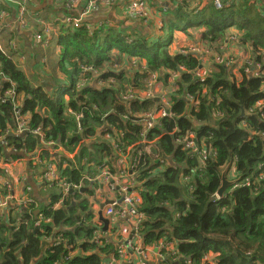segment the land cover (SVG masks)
Instances as JSON below:
<instances>
[{"label": "trees", "instance_id": "1", "mask_svg": "<svg viewBox=\"0 0 264 264\" xmlns=\"http://www.w3.org/2000/svg\"><path fill=\"white\" fill-rule=\"evenodd\" d=\"M223 1V9L212 4L196 13L184 3L175 6L167 12L154 42L124 32L115 36L106 26L92 31L81 23L76 29L63 26L57 40L63 54L59 70L71 80L65 104L63 99L57 101L62 82L49 92L27 87L24 75L0 53V73L11 78L9 82L0 80V134L16 127L14 101L19 99V112L29 116V128L39 127L45 139L59 142L65 149L79 148L74 158L78 164L84 160L97 163L105 157L102 163L112 175L116 170L111 159L117 149L125 155L126 147L135 145L128 172L137 184L132 190L140 198L137 210L143 221L133 240L139 238L144 247L161 245L158 264H264V180L258 179L259 173H264V120L258 113L241 114L257 101L264 102V11L259 12L249 0ZM187 28H203L202 38L208 45L237 36L235 43L247 56L242 62L234 56L230 68L212 64L205 78H196L192 71L199 60L183 49L172 53L167 44L175 31L186 34ZM229 28L233 33H226ZM116 53L139 57L128 60L132 78L126 70H105L98 77L106 81L104 87L86 84L78 90L83 78L90 81L91 71L112 62ZM245 64L248 72L243 71ZM150 73L164 86L172 73L178 74L176 90L166 96L169 107L151 100L126 104L122 93L141 88L140 81ZM14 82L18 85L16 96L21 95L3 100V93ZM160 109L169 110L172 116L157 118L147 129L142 114ZM260 111L264 112V106ZM77 115H81L78 121ZM103 129L110 139L97 140L104 137L100 134ZM191 132L197 147L210 149L214 155L202 160L183 149L179 141ZM6 135L7 143L16 149L25 148L28 153L37 149L31 134ZM115 137L116 149L111 144ZM49 157L43 150L42 158L49 161ZM227 167L225 179L237 184L217 200L214 195ZM58 168L60 177L71 185L88 184L72 161L61 157ZM247 181L248 186L244 185ZM47 192L51 203L59 200L54 188ZM80 197L66 199L64 208L58 210L43 208V202L33 197L29 206L13 213L11 209L7 217L0 218V264H103L109 258L118 260L112 238L96 242L94 229L84 228L94 215ZM72 202H76L74 206ZM40 216L49 222L39 221ZM55 240L58 243L52 245ZM208 255L213 257L206 258Z\"/></svg>", "mask_w": 264, "mask_h": 264}, {"label": "crops", "instance_id": "2", "mask_svg": "<svg viewBox=\"0 0 264 264\" xmlns=\"http://www.w3.org/2000/svg\"><path fill=\"white\" fill-rule=\"evenodd\" d=\"M87 1L88 0H81L80 8L68 12L64 9L62 3H57L55 0H31L30 3H26L25 5L26 10L23 15L25 25H21V16L15 5L5 3L3 7L0 8V49L4 51H0V53L12 62L17 71L24 75L26 80L24 83L27 87H32L33 89L41 88L43 91L49 92L55 88L59 81L62 83L71 81L68 76H64L59 70L63 54L62 47L57 44V40L59 35L63 33V26L66 27V29L71 28L66 23V19L68 17L77 18ZM129 1L130 0H112L111 4L108 5L97 3L96 8L89 11L86 17L82 19L81 24L91 31L97 27L106 26L116 34L115 36L120 32H124L129 35L141 36L154 42V39L157 38L156 32L162 29L164 20L168 18L167 12L172 11L175 6H181L184 3L187 5V9L196 13L213 4V0H145L148 10L147 16L141 18V16L128 13L126 4ZM222 2L224 3L223 0ZM249 2L253 3L259 12L264 10V0H249ZM233 30V28H230L226 33H233ZM200 31H204V29L192 28L189 29L186 34L178 31V33L174 34L172 43L168 48L172 53L178 51V49L189 48L192 43L200 39ZM46 32H48V35ZM37 34H40L41 37L44 38V42H39L36 39ZM202 46L203 45H201V47ZM129 59L130 57L128 55H118V53H116V58L112 62L105 63L103 67L91 71L93 78H90V81L83 78V82L77 85V87H79L78 90L82 89L86 84H89L95 89L104 87L106 81L99 80L98 77L100 78V75L105 70L111 69L113 72L126 70L131 72L129 77L132 78L133 72L131 68L127 67ZM6 77L4 74L0 73V80L9 82L11 78H8V76ZM10 85L13 89L11 91L17 94L18 85L15 82L10 83ZM157 87L159 90L165 88L160 81ZM99 137L100 136L96 139L98 140ZM101 139L106 138L103 137ZM7 154L8 163L10 165L18 163L22 166L21 171L19 170L18 172L21 178L19 189H17V187H15V189L17 191H23L24 185L28 186L27 188L30 189L32 196L39 203H42L46 196V190L40 184L41 182H39L41 171L35 169L31 164H28L26 159L22 156L15 155V157L11 153ZM77 154L78 148H76L71 155L65 154L66 156H64V158L72 161L75 168H81V173L85 172V175L92 177V180L87 184V191L82 193L83 195L81 196L83 200L88 201L89 209H92V211L94 210L93 212L95 213L98 206L105 201H117V199L120 198V192H122V190H114V186L118 188L119 186H129L127 178H124L122 181L115 172L111 177L114 180H120L118 183H115L117 185H114L111 181L105 182L101 179V176L102 173L109 168L104 162L102 163L106 158L104 157L97 163L84 160L78 164L74 159ZM124 164L126 169L128 161H124L123 165ZM111 165L114 167V163ZM110 184L113 185L110 186ZM16 185L17 183L15 186ZM136 186L137 185L134 184L132 188ZM79 201H81V199H79ZM111 217L109 224L110 231L103 237L112 238L114 241L118 239L128 240L129 236H131L132 229L130 225L132 223H130L127 218H120L114 215ZM134 242L138 248L142 247L141 249H144L143 253L146 255L145 259L149 263L158 264L159 259L162 257L160 253H158L161 249V245L158 247L144 248L139 238ZM137 255L138 254H134L131 256V259H133L135 263H138ZM211 256L213 257V255H208L207 258ZM122 259H120L121 261H116V264H121ZM109 263H111V259L103 264Z\"/></svg>", "mask_w": 264, "mask_h": 264}, {"label": "built area", "instance_id": "3", "mask_svg": "<svg viewBox=\"0 0 264 264\" xmlns=\"http://www.w3.org/2000/svg\"><path fill=\"white\" fill-rule=\"evenodd\" d=\"M57 3H62L64 5V9L67 10L68 12H72L73 10H76L78 8H80L81 6V0H55ZM31 0H23V1H17V0H0V8L3 7V5L5 3H11L13 5L16 6V9L19 10L21 19H20V23L21 25H25V21H24V13H25V5L26 3H30ZM112 0H88L87 3L85 4V6L81 9L79 16L76 17H68L66 19V23L68 25H70V27H72V29H76L80 26V23L82 21L83 18L86 17V15L89 13V11H91L92 9L96 8L97 3H102L103 5H108L111 4ZM213 5L215 6L216 9H222L224 7L223 3L220 0H213ZM126 10L128 11V13L131 14H135L138 16H141V18H145L147 16V5L145 0H130L129 2H127L126 4ZM2 14V13H1ZM46 34L48 35V32H46ZM36 39L39 42H44V38L41 37L40 34L36 35ZM207 46L208 45H204L200 48L197 47H190L189 50H193L195 51L197 54H199V56L197 57L199 60V64L201 65L200 68L197 67L196 70L192 71V74L199 79H203L205 78L208 74H209V70L212 67L211 63H206L205 65L201 64V60L202 58H206L208 57V50H207ZM195 48V49H194ZM15 49V48H14ZM190 51H186V53H188ZM229 61L234 62V59L231 58L229 59ZM155 73H150L146 79L144 80H148L147 86V95L149 96L151 93L153 92H157L160 91V96L161 97H165L168 94L173 93L176 90L175 87V83L178 80V74L176 73H172L171 76L168 79V85L165 86L164 89H158L157 85H158V80H157V75L154 78ZM177 79V80H176ZM114 84V82H112ZM115 86V84H114ZM142 88H134V89H128L126 90L124 93H122V100L126 103L129 104L132 101H136V100H140V98L138 97L140 92H141ZM5 96H9L11 97V99H14V93L12 91H5L4 92ZM186 98L192 103V107H195V104H193L192 102V98L187 95ZM143 101V100H142ZM16 103V100L14 101ZM167 107H169L168 105H165ZM264 106V102L263 101H257L255 103V105L251 106L249 108V110L243 111V115H245L246 113H248V115H252L255 113H258L260 119L264 120V112L260 111ZM191 107V108H192ZM69 112H71L70 109H68ZM17 115V120H18V125L16 126L15 129H13V133L15 134H20L23 133V131H26L27 128H25V125L27 123L26 119H23V117L18 115V112L16 113ZM144 116V122L146 123V128H150L156 121L157 118H164V117H170L172 116L171 112H169V110L166 109H160L157 111H153V112H145L144 114H142ZM81 118V115H77L76 116V121H78ZM241 124L243 126H245L244 122H241ZM77 129L80 130V126L79 124H77ZM33 134H35L37 136V138L39 139V142L44 145L45 147L48 148H54L56 147L57 149H62V147L60 145H58L57 143H55L54 141H49L47 139H45L41 129L39 127L35 128L34 130L31 131ZM107 130L103 129L101 131L102 134L106 133ZM104 137L106 139H110L109 136L107 134H104ZM195 135L193 132L189 133L187 135V137H185L184 139H182L181 141H179V143H181L183 145V149H187L189 150L190 153L192 154H197L202 160L206 159L208 155H214V152L212 150H206L203 147L202 148H198L195 141H194ZM116 148V147H115ZM23 152L27 155H23L26 159V161L28 163H30L32 166H34L35 169H40L42 170V185L44 184L46 188L50 189V188H54L56 192V194L59 196V200L56 201L55 203H51V199L50 197L48 198L46 196L47 202H46V208L48 207V209H52V210H58L63 208L64 206V201L68 198L69 196V189L71 188L74 192H79L80 188H82V184L79 185H71L69 183H67L66 181H64L61 177H60V172H59V168H58V159L60 158V155H50L49 157V161L46 160L45 158H42V153L41 151H34L33 153H27V151L23 150ZM116 155H123L122 153L118 152L117 149V154ZM57 156L58 158L56 159L55 157ZM123 156H119L116 164L119 168V172H118V177L121 178V180L123 181L124 178H127L128 180V185L131 186L133 184L134 178L133 175H129L127 174L126 170L124 169L123 166ZM10 165V164H9ZM11 166H15L16 168H20V164L16 163L14 165ZM259 169H262V167H259ZM17 170H13L11 168H5V183L3 185V182L0 179V186H4V188L6 187L8 192L5 193V191H2L0 189V218H5L7 217V214H9L10 210L12 209V212H15L21 208H25L27 206H29L30 204L33 203V200L31 197L28 196V194L30 193V189L29 188H25L23 191H17L15 189V187H17V189H19V183L21 182V178L18 175ZM120 174V176H119ZM101 179H103L105 182H109L111 181V175L109 174V172L107 170H105L102 173ZM113 179V178H112ZM258 179L264 180V173L260 174L258 176ZM84 180L90 182L92 180V177H88L87 175L84 177ZM120 180H114L111 181L114 185H117L115 183H118ZM17 183V185L15 186V184ZM231 183L232 186L237 184V181H232ZM113 184H110V186H112ZM250 181L244 182V185H249ZM119 186V185H118ZM129 186H119L115 187L114 186V190L120 191L122 190V192H120V198L117 199V201H112V204L107 205L104 208V215L107 216H116V217H120V218H127L130 223H132L131 229L134 230V232L138 229V227L140 226V224L143 221V216L141 213L138 212L137 208L140 202V198L138 197V195L136 194L135 191H130L128 189ZM239 186V184H238ZM113 188V187H111ZM3 193V194H2ZM215 197L217 198V195L215 194ZM43 220L44 222H49L48 219H44L42 216L39 217V221ZM39 221L35 224L36 226L39 224ZM94 221H97V219H95ZM96 223V222H95ZM98 238H95V241H97ZM49 241V240H48ZM52 242V241H50ZM58 242L55 240V242L52 243V245L57 244ZM168 247L170 248L171 245H168ZM128 251H134L136 254L141 255L142 259H145L146 255H143V253L139 252V248L137 247L135 242H125L124 244H122L120 246V250L119 253L121 255H123L125 252ZM112 264V263H109ZM186 264H190L189 262H187Z\"/></svg>", "mask_w": 264, "mask_h": 264}, {"label": "rangeland", "instance_id": "4", "mask_svg": "<svg viewBox=\"0 0 264 264\" xmlns=\"http://www.w3.org/2000/svg\"><path fill=\"white\" fill-rule=\"evenodd\" d=\"M235 39H238V37L232 36V37H229L228 40H224L223 38H219L218 41H214L213 43L208 45L207 46L208 57L202 58L201 64L205 65L206 63H211V64L221 65V66L226 67V68H230L234 65V62H232V61L230 62L229 59L233 58L234 56H237L239 59V62H242L243 58L245 56H247V54L245 52L244 53L242 52V48L235 43ZM211 45L213 47H216V49L211 48ZM190 51H191L190 53L194 52L192 49ZM233 69H238V68L234 67ZM243 71L248 72V65L247 64H245L243 66ZM155 77H156V74L154 75V78ZM140 83H141V88H142L141 92L138 96L140 98V100H151L153 102H161L162 106L163 105H168V106L170 105L169 99L167 97L165 98V97L160 96V91L153 92L149 96L147 95L148 80H141ZM6 134L18 135V134L13 133V130L10 127H9L8 133L4 132V134H0V147L2 150V153H0V179L3 182V185L5 183V177H4L5 176V168L9 167L13 170H17V171L20 170L21 171L22 166H20V168H16L15 166H11L8 163V158L4 159V158H2V156L4 154L10 153V152H14L16 155H21V154L27 155L23 152V149H16L15 146L7 143L6 136H8V135H6ZM133 146H135V145L132 144V145H129L126 147L125 157H126L127 161L129 159L130 151L134 150V148H135ZM45 148L48 149L47 152L50 155H58V153H59V155L61 154V156H63V157L68 155V154L71 155L73 153V151H75V149L72 150L71 148H69V149H65V148L57 149L56 147H54V148L45 147ZM55 158L57 159L58 157L56 156ZM39 182L42 183L41 175L39 176ZM0 189L2 191H5V193L8 192L7 188L6 187L4 188V186H0ZM85 201H87V200H85ZM86 226H88V222H87ZM123 240H126V239H123ZM121 264H131V263L129 262V259L127 257H125L122 260Z\"/></svg>", "mask_w": 264, "mask_h": 264}, {"label": "clouds", "instance_id": "5", "mask_svg": "<svg viewBox=\"0 0 264 264\" xmlns=\"http://www.w3.org/2000/svg\"><path fill=\"white\" fill-rule=\"evenodd\" d=\"M222 2V1H221ZM223 3V2H222ZM227 4H228V2H227ZM223 5H225V3H223ZM215 7V6H214ZM224 8V7H223ZM222 8V9H223ZM216 9V8H215ZM218 10V9H217ZM220 10V9H219ZM264 11V10H263ZM68 26H70V25H68ZM71 29H72V27H71ZM74 29V28H73ZM189 29H192V28H187V31H189ZM197 29H199V28H197ZM230 29V28H229ZM180 32V31H179ZM201 32V31H200ZM175 33H178V31H175L174 33H173V36H174V34ZM155 40V39H154ZM171 43H172V39H171V42H168L167 44H169V45H171ZM201 45H208V43L202 38V33H201V37H200V39L199 40H197V41H195L194 43H192L191 44V48L192 47H197V48H200L201 47ZM13 47V46H12ZM189 47V48H190ZM189 48H183V50H185V51H190L189 50ZM13 49H14V47H13ZM195 49V48H194ZM15 50V49H14ZM0 51H2V52H4L2 49H0ZM191 52V51H190ZM190 52H188V53H190ZM192 53H196L195 51L194 52H192ZM191 53V54H192ZM197 54V53H196ZM121 55H128L129 57H130V59L129 60H131V61H137V59H139V57L138 56H135L134 54H121ZM197 58V57H196ZM198 59V58H197ZM90 70V68H85V71H89ZM146 79V78H145ZM68 81H65L63 84H62V90L60 91V93H59V97L57 98V101H60L61 99H63V101H64V104L65 103H67V101H68V99H69V97H68V95H67V93H68V91H66L65 92V90H69L70 89V87H71V81L70 82H68ZM83 82V81H82ZM114 84H116V83H114ZM9 91H11V90H13L12 88L11 89H8ZM7 91V90H6ZM13 93H14V98L15 97H18V96H16V93L14 92V91H12ZM63 92H65L62 96H61V94L63 93ZM6 98H10L11 99V97H7V96H5L4 95V93H3V100L4 99H6ZM2 100V101H3ZM139 101V100H138ZM142 101V100H141ZM15 105V107H14V109H15V125L17 126L18 125V120H17V115H16V113L18 112V115L19 116H21V117H23V119H25V115H21L20 114V112H19V109H20V107H19V99H16V104H14ZM26 119H27V123H26V125H25V128H27V130L26 131H23V133H20V134H18V135H14V136H27V134H31L32 135V137H34L36 140H37V149H36V151H41V153H42V151L43 150H45V151H48V149H46L45 148V146L44 145H42L40 142H39V139L37 138V136L35 135V134H33L31 131L32 130H34V129H30L29 128V126H28V121H29V116L28 117H26ZM16 128V127H15ZM14 128V129H15ZM13 130V129H12ZM9 132V130H7V133ZM100 134H102V133H100ZM11 135V134H10ZM101 138H103V137H99V139L100 140H102ZM117 141H118V139L115 137V139H114V141L113 142H111V144L115 147L116 146V144L115 143H117ZM57 144L58 145H60L61 147H62V149L65 147L63 144H61V143H59V142H57ZM38 145H41V147H39ZM116 149V148H115ZM23 150H25V151H27L25 148H23ZM11 154H13L14 156L16 155L14 152H10ZM28 153V152H27ZM7 155L8 154H4L3 156H2V158H4V159H7ZM58 155H59V153H58ZM20 156H22L24 159H25V157L21 154ZM119 156H123L124 157V159H123V162L124 161H127V159H126V157H125V155H116V154H114V156H113V158L111 159V162L112 163H114V169L116 170V174H118V172H119V168H118V166H117V164H116V162H117V160H118V158H119ZM61 157H63V156H61V154H60V158ZM20 158V157H19ZM128 161H129V159H128ZM111 163V164H112ZM129 163V162H128ZM28 164H30V163H28ZM124 166V169H125V164L123 165ZM129 164H128V166H127V168L125 169L126 170V172H127V174H129V175H132L130 172H128V170H129ZM75 168V167H74ZM76 170H78V171H81V168H75ZM39 171H41V175H42V170H40L39 169ZM108 172H109V170H107ZM110 174V173H109ZM82 175H83V178L86 176L85 175V172H82ZM111 175V174H110ZM134 178V177H133ZM111 181H113V179H112V177H111V179H110ZM68 183V182H67ZM87 183H89L88 181H87ZM231 183V182H230ZM70 184V183H69ZM134 184H136V183H134V181H133V184L132 185H134ZM233 184V183H232ZM232 184L230 185V186H228L227 188H226V190L227 189H229V188H231L232 187ZM42 185V184H41ZM132 185L131 186H129L128 187V189L130 190V191H133L132 189ZM137 185V184H136ZM28 186H25L24 185V189L25 188H27ZM42 187L43 188H45V190H46V196L49 198V195H48V192H47V190H48V188H46L45 187V185L43 184L42 185ZM83 188H86V189H88L87 188V185L86 186H84L83 184H82V188H80V189H83ZM23 189V190H24ZM226 190L224 191V194H225V192H226ZM87 191V190H86ZM77 194H79V195H83L82 193H80V192H76ZM30 194H31V191H30ZM77 194H72V196H74V195H77ZM216 194V193H215ZM57 195V194H56ZM46 196L44 197V201H43V208H46V202H47V199H46ZM58 196V195H57ZM70 194H69V196H68V198L67 199H70V197H72ZM215 196V195H214ZM32 197V196H31ZM59 197V196H58ZM33 198V197H32ZM80 199L81 200H83V198H81L80 197ZM215 199H217V200H220L221 198H219V197H215ZM64 208V207H63ZM62 209V208H61ZM89 211L94 215V219L92 220V222L88 225L89 227H94L95 229H94V235H95V238H101V239H103V238H105V237H103L105 234H108V232L110 231V228H109V230H108V232H103L102 231V224H100V223H98L97 221H94L95 219H97V216L95 215V213L91 210V209H89ZM37 212V211H36ZM38 213V212H37ZM37 215V214H36ZM103 216L105 217V218H108L109 219V223H110V221H111V216L109 217V216H105L104 215V210H103ZM4 222V221H3ZM2 222V223H3ZM96 222V223H95ZM86 225V224H85ZM98 225V226H97ZM133 230V229H132ZM132 230H131V236H129V239L128 240H123V239H118L117 241H115L116 242V245H117V247H118V253H119V250H120V246L122 245V244H124L125 242H128V241H130V242H134L135 240H133V236L135 235V232L133 233V236H132ZM102 233V234H101ZM95 240V239H94ZM97 241H99V240H97ZM96 241V242H97ZM98 243H100V242H98ZM141 243H142V240H141ZM143 246V245H142ZM156 247H158V246H156ZM142 247H139V252H141V253H143V251H144V249H141ZM144 248H146V247H144ZM157 250V249H156ZM161 250V249H160ZM160 252V251H159ZM158 252V253H159ZM134 254H136L134 251H126L123 255H121L120 253H119V259L118 260H115V259H113V258H109V260L111 259V263L112 264H116V261H121L120 259H124L125 257H127L128 259H129V262L131 263V264H146V263H148V261L146 260V259H142L141 258V255H137L138 256V263L136 262L135 263V261L133 260V259H131V256H133ZM130 255V256H129ZM143 255H145L144 253H143ZM207 258V257H206ZM206 258H204V260H206ZM122 259V260H123ZM159 262H160V259H159Z\"/></svg>", "mask_w": 264, "mask_h": 264}, {"label": "water", "instance_id": "6", "mask_svg": "<svg viewBox=\"0 0 264 264\" xmlns=\"http://www.w3.org/2000/svg\"><path fill=\"white\" fill-rule=\"evenodd\" d=\"M192 56H195V57H198L199 56V54H196V53H192L191 54ZM201 67V65L199 64L198 65V68H200ZM138 100H136V102H137ZM242 115H243V111H242V113H241ZM39 147H41V145H38ZM227 169H228V167L222 172V178H221V186H220V188L216 191V195H217V197H219V198H223L224 197V191L226 190V188L228 187V186H230L232 183H230L229 181H227L226 179H225V177H224V174H225V172L227 171ZM86 188H83V189H80L79 190V192L80 193H85L86 192ZM69 194L72 196V194H77L76 192H74L71 188L69 189ZM75 203L76 202H72V206H74L75 205ZM110 204H112V201H105L104 203H102V204H100L99 206H98V208H97V211L95 212V215L97 216V222L98 223H100V224H102V231L103 232H108V229L110 228L109 227V219L108 218H105L104 216H103V210H104V208L107 206V205H110ZM37 214V212H35V215ZM84 228H89V227H87V226H84ZM90 228H92V229H95L94 227H90ZM134 233V230H132V234ZM99 239H101V238H99ZM98 239V240H99Z\"/></svg>", "mask_w": 264, "mask_h": 264}, {"label": "bare ground", "instance_id": "7", "mask_svg": "<svg viewBox=\"0 0 264 264\" xmlns=\"http://www.w3.org/2000/svg\"><path fill=\"white\" fill-rule=\"evenodd\" d=\"M66 91H68V90H65V92H66ZM65 92H63V93L61 94V96H62Z\"/></svg>", "mask_w": 264, "mask_h": 264}]
</instances>
